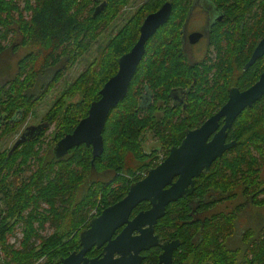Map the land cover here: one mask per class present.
Masks as SVG:
<instances>
[{"label": "trees", "instance_id": "trees-1", "mask_svg": "<svg viewBox=\"0 0 264 264\" xmlns=\"http://www.w3.org/2000/svg\"><path fill=\"white\" fill-rule=\"evenodd\" d=\"M102 1L105 8L94 16L95 7ZM132 1L24 0L21 5L17 0H0V50L8 36L18 37L29 48L18 64V74L0 87V102L5 103L1 110L13 118L20 111L19 117L26 119L65 69L90 49ZM167 1L173 4L172 15L146 44V54L127 97L109 114L103 130V154L93 159L92 147L82 144L57 158L55 144L88 114L104 84L117 73L120 57L137 42L146 16ZM220 1L230 16L231 34L221 33L220 27L219 34L214 33L222 53L225 47L222 49L220 41L229 38L227 60L212 66L216 84L223 81L225 91L232 86L245 89L264 71V57L247 71L243 69L264 36V0ZM192 6L193 0L143 1L93 61L63 89L44 116L48 128L22 143L10 157L0 159V264H62V259L81 248L80 233L95 216L122 199L133 183L160 163V153L164 159L171 147L182 142L187 130L199 127L226 101L224 96L212 108L197 106L195 101L186 109L172 104L173 88H187L193 95L205 84L183 51L182 27ZM57 65L59 69L44 96L29 94L44 71ZM77 95L79 99L70 100ZM53 126L51 143L46 132ZM147 131L160 144L149 152L143 145ZM229 139L236 140V146L198 177L192 194L171 203L156 225L163 239L181 240L176 252L182 256L181 263L264 264V224L257 240L246 245L242 258L237 256L239 250L227 244L237 231L239 216L251 206L264 207V97L239 115L229 129ZM46 144L51 145L47 150ZM27 169L31 173L14 186L11 176L22 175ZM150 207L149 201H142L132 216ZM94 209L98 210L96 215L91 214ZM47 224L53 232L42 236L40 230ZM18 229L23 233L21 248L10 242ZM253 233L246 229L242 237L248 241ZM34 239L40 242L34 244ZM99 253L93 248L89 255Z\"/></svg>", "mask_w": 264, "mask_h": 264}, {"label": "water", "instance_id": "water-1", "mask_svg": "<svg viewBox=\"0 0 264 264\" xmlns=\"http://www.w3.org/2000/svg\"><path fill=\"white\" fill-rule=\"evenodd\" d=\"M104 7L105 2L96 8L94 16ZM171 12L172 3L165 2L144 19L137 42L129 52L120 57L119 69L104 84L99 99L91 103L88 114L78 122L73 131L55 144L54 154L57 158L64 157L69 150L82 144L92 147L93 159L103 154V130L109 114L127 97L131 81L145 56L148 40L168 22ZM201 36L202 33H193L190 39L196 42ZM263 55L264 36L255 47L245 69ZM263 95L264 72L248 89L241 91L234 87L226 104L215 115L200 127L188 130L182 143L171 147L163 161L133 183L122 199L104 208L90 221L89 226L79 236L81 249L62 259V264H141L140 251L159 242L154 232L155 225L165 215L168 204L185 194L193 193L195 177L208 171L215 160L222 157L227 149L235 146V142H226L227 130L247 107H251ZM222 117L225 123L219 129ZM45 126L46 124L28 126L12 150L39 135ZM175 177L178 179L174 182ZM168 185L170 186L167 188ZM142 201H149L151 207L131 218L133 210ZM123 226L125 227L119 235L113 238L116 231ZM135 231L138 234L134 235ZM179 242L174 240L163 245L161 261L164 264H172L173 251ZM104 245L103 256L87 255L94 246L100 248ZM115 254H119V257L115 258Z\"/></svg>", "mask_w": 264, "mask_h": 264}, {"label": "flooded vegetation", "instance_id": "flooded-vegetation-1", "mask_svg": "<svg viewBox=\"0 0 264 264\" xmlns=\"http://www.w3.org/2000/svg\"><path fill=\"white\" fill-rule=\"evenodd\" d=\"M19 2V4H22L24 3L23 0H17ZM218 2H215L214 0H193V6L191 7V11L187 17V20L185 21L183 27H182V31H183V41H184V45H183V51H184V55L187 59V62L196 67V71L200 72L203 76V79H202V82H205V84L203 86H198L195 90H194V93L193 95H191L189 89L187 88H173L170 92V97L172 99V104L176 107H180L181 109H186L188 104L189 103H194L193 101H195L196 105L197 106H202V107H207V108H212V107H217L220 103V101L223 99L224 96H226V101L224 103L221 104V106L216 110L214 111L209 117H207L205 119V121L207 119H209L211 116L215 115L225 104L226 102L228 101L229 97H230V92L231 90L234 88V87H237L239 88L241 91H244L246 89H248L250 86H248L247 88L245 89H241L240 87L238 86H232L228 89V91H225L224 89V86H223V81L222 83L220 84H216V74H215V64L218 62V60H227V48H228V42H229V38L225 36L224 40H222L221 38L223 37V35L220 37L221 41H220V44H221V47L222 49L225 47V53H222L221 51L218 50V47L215 42H214V33L218 30L217 27H220L219 31L221 33H227L228 35L231 34V28L229 26L230 22H231V19H230V16L227 15L226 13V10L225 8L222 6L223 5V2H221L220 0H217ZM103 2L105 1H102L100 2L96 7H95V10L96 8L102 4ZM133 2V1H132ZM132 2L126 6L124 8V11H126V9L132 4ZM167 2H170V1H167ZM171 3V2H170ZM24 5V4H22ZM105 6H106V2H105ZM105 8V7H104ZM103 8V9H104ZM94 10V12H95ZM121 13L118 17L117 20H119L123 15H124V12ZM157 11V10H156ZM172 11H173V4H172ZM135 12V10H134ZM155 12V11H154ZM153 13V12H152ZM149 15V14H148ZM147 15V16H148ZM171 15H172V12H171ZM146 16V17H147ZM131 17V16H130ZM171 17V16H170ZM201 17V20H199V18ZM129 19V18H128ZM116 20V19H115ZM169 21V20H168ZM116 23V22H115ZM114 21L111 23V25L108 27L110 28L109 30L111 31V28L113 26V24H115ZM125 23V22H124ZM123 23V24H124ZM122 24V25H123ZM120 25V27L122 26ZM163 26V25H162ZM120 27L116 30V31H111L112 33V36L120 29ZM223 27V28H222ZM108 30V31H109ZM159 30V29H158ZM157 30V31H158ZM105 31V30H104ZM102 31V33L104 32ZM219 31H217V34H219ZM100 33V35L102 34ZM157 33V32H156ZM155 33V34H156ZM193 33H202V36L198 39V41L196 42H192L191 39H190V35L193 34ZM154 34V35H155ZM99 35V36H100ZM153 35V36H154ZM12 36V34H11ZM99 36L97 38V40L95 42H98V39H99ZM152 36V37H153ZM16 37V36H15ZM9 37L5 40H3V43L1 45V50H0V62L3 63L2 61V57L4 55L8 56V55H14V54H18L20 52V50L22 48H26V51L24 53H22L17 61H16V66H15V69H14V73H10L7 71V68H8V63H3L2 67H1V73H3V80L4 82H2L0 84V87H2L3 85L7 84L8 80L12 77V75H14L15 73L18 74L19 70L17 71L18 69V64L21 63V61H23L24 57L29 53V48H27L26 46H24L23 42L19 41L18 40V37ZM151 37V38H152ZM111 38V37H110ZM109 38V39H110ZM150 38V39H151ZM11 39V41H10ZM108 39V41H109ZM149 39V40H150ZM148 40V41H149ZM261 40V39H260ZM259 40V41H260ZM107 41V42H108ZM258 41V42H259ZM104 43V40H101V44L97 46V49L98 51L106 45V43ZM148 43V42H147ZM258 44V43H257ZM256 44V46H257ZM255 46V47H256ZM255 49V48H254ZM131 50V49H130ZM129 50V51H130ZM97 51V53H98ZM128 51V52H129ZM254 51V50H253ZM127 53V52H126ZM253 53V52H252ZM99 54V53H98ZM97 54V55H98ZM146 54V53H145ZM124 55V54H123ZM252 56V54H251ZM264 57V55L262 56ZM260 57V58H262ZM251 58V57H250ZM249 58V59H250ZM259 58V59H260ZM143 60V59H142ZM258 60V59H257ZM256 60V61H257ZM249 61V60H248ZM247 61V62H248ZM246 62V63H247ZM62 64V63H61ZM255 64V63H254ZM214 65V66H213ZM246 65V64H245ZM245 65L243 67L244 71H247L248 69H245ZM213 66V67H212ZM210 68H213V69H210ZM20 69V67H19ZM59 69V65L57 66H49L45 71L44 73L39 77L38 79V82L36 84V86H34L33 88H37L38 87V84H39V80L43 77H46L48 76V72L49 71H54L53 73V76L47 81V83L44 85L43 87V90H46L48 87V82L49 81H52L53 80V77L55 76L57 70ZM119 69V67H118ZM210 69L208 72L207 70ZM264 72V71H263ZM262 72V73H263ZM261 73V74H262ZM260 74V76H261ZM114 76V75H113ZM135 76V75H134ZM259 76V78H260ZM208 77V78H207ZM258 78V79H259ZM209 79V80H208ZM109 80V79H108ZM133 80V79H132ZM196 82V79L194 80ZM208 81V82H207ZM258 81V80H257ZM256 81V82H257ZM132 82V81H131ZM131 85V84H130ZM130 88V87H129ZM129 92V91H128ZM29 94H31V92H29ZM152 97L153 99V93L150 94V98ZM264 97V95H263ZM262 97V98H263ZM259 99L258 101H256L252 106H254L257 102H259L260 100ZM151 99V101H152ZM149 100V99H148ZM5 103L3 102H0V140H2L4 137H8L10 135H12L13 133H16L19 131L20 129V132L18 133V136L16 137V139L14 140V142L8 147V148H0V159L4 156L6 157H10L11 155H13V153L17 150V147L15 150H12V147L14 146L15 142L18 140V138L24 133V131L26 130V128L30 125H39V124H46V126L42 129L41 133L48 128V123L47 121H40L39 123L37 124H27L26 126H23L21 127V125L23 124V122H21V120H24L22 119L20 116V111L17 112V116L18 118H16L17 116H15L14 118L12 116H9L7 112H5L4 110H1L3 107H4ZM195 105V106H196ZM251 106V107H252ZM247 108H250V107H247ZM246 108V109H247ZM239 117V116H238ZM237 117V118H238ZM224 117H222L220 119V126H219V129L224 125L225 121H224ZM237 120V119H236ZM235 120V121H236ZM204 121V122H205ZM234 121V123H235ZM203 122V123H204ZM202 123V124H203ZM233 123V124H234ZM201 124V125H202ZM200 125V126H201ZM9 126V127H8ZM199 126V127H200ZM233 126V125H232ZM232 126L229 128L231 129ZM22 128V129H21ZM198 128V127H196ZM195 129V128H194ZM229 129L227 130L228 132V135H227V139H226V142L227 143H231V142H235V146L237 144V141L236 140H230L229 139ZM190 130V129H189ZM188 131V130H187ZM186 131V133H187ZM40 133V134H41ZM186 133L183 137V139L186 137ZM39 134V135H40ZM38 136V135H37ZM214 134L210 137L213 138ZM35 138V137H34ZM33 139V138H32ZM182 139V141H183ZM29 141V140H28ZM182 143V142H181ZM180 143V144H181ZM179 144V145H180ZM179 145H176V146H179ZM234 146V147H235ZM233 148V147H232ZM230 148V149H232ZM171 149V148H170ZM230 149H227L223 155ZM170 152V151H169ZM222 155V156H223ZM221 158V157H220ZM216 161V160H215ZM214 161V162H215ZM213 162V163H214ZM212 163V164H213ZM212 166V165H211ZM33 167V166H32ZM211 168V167H210ZM210 170V169H209ZM208 170V171H209ZM28 171V169H27ZM206 172V171H204ZM204 172H202L199 176L195 177V184H194V191H195V186H196V180L198 179V177H200ZM262 175V174H261ZM146 176V175H145ZM264 177V175H263ZM12 178V182L14 183V186H17V184L20 182V180L23 179V176L20 175V174H14V176H11ZM142 179V178H141ZM178 179V177H175L173 179V181L175 182L176 180ZM19 181V182H18ZM170 185L166 186L167 188L169 187ZM193 191V192H194ZM192 194V193H191ZM185 195H190V194H185ZM183 195V196H185ZM183 196L179 197L177 200L175 201H172L168 204V206L173 203V202H176L178 201L180 198H182ZM150 203V202H149ZM151 204V203H150ZM167 206V207H168ZM257 208H260V207H257ZM134 211V210H133ZM167 211V209H166ZM245 213V212H244ZM243 213V214H244ZM241 214L239 216V220L240 221V217L243 215ZM166 215V213H165ZM164 215V216H165ZM163 216V217H164ZM134 216L131 215V218H133ZM162 217V218H163ZM160 220V219H159ZM158 220V221H159ZM158 223V222H157ZM250 226H253V227H250L251 230L254 231V233L252 234V236L249 238L248 241H245L244 238L242 237L241 240H238L237 242L239 243L238 245H236L234 248V250H239L237 253V256L238 257H243V254H244V249L246 248V245L249 244L250 242H253V241H256L257 240V236L259 234V231L262 227V225L260 226H257V222L253 219L250 220ZM157 225V224H156ZM156 225H155V235L158 236V244L154 245V246H151L150 248L148 249H143L140 251L139 253V256L141 257V264H164V262L161 261V256L164 252V248H163V245L166 244L167 242H171V241H174V240H179V245L176 247V249L173 251V255H172V264H188V263H181V260H182V256L178 255L176 256V252L178 251L179 247L181 246V240L179 238H169V239H163L157 232H156ZM238 225H239V222H238ZM125 226L119 228L116 233L114 234L113 238H115L117 235H119V233L123 230ZM134 235L135 234H138L137 231H135L133 233ZM229 240L227 241V244H228ZM228 246H230L228 244ZM105 245L100 247V248H97L100 250V253L97 255V256H103L102 255V252H103V249H104ZM93 248H96L95 246ZM92 248V249H93ZM81 249V248H80ZM78 249V250H80ZM91 249V250H92ZM90 250V251H91ZM89 251V252H90ZM89 252L87 253L88 256L89 255ZM97 256H93V257H97ZM91 257V256H90ZM119 257V254H115V258ZM147 258L149 260V262H147Z\"/></svg>", "mask_w": 264, "mask_h": 264}, {"label": "rangeland", "instance_id": "rangeland-1", "mask_svg": "<svg viewBox=\"0 0 264 264\" xmlns=\"http://www.w3.org/2000/svg\"><path fill=\"white\" fill-rule=\"evenodd\" d=\"M143 1L145 0H133L132 4L126 9V11H124V15L119 19L118 17L116 18V20H114V23L111 31H116L120 25H122L124 22L127 21V19L134 13V10H136V8L138 7V5H140ZM24 2V0H23ZM23 4V3H22ZM21 4V5H22ZM199 20H201V17L199 18ZM110 28H107L100 36L98 39V42H94L90 49L81 57L77 60V62L69 67H67L65 69V72L62 76V78L57 81V83L54 84V86L50 89L49 92H45V96L43 94V87L44 85L47 83V81L53 76V73L55 70L53 71H49L48 72V76L43 77L39 80V84L38 87L35 89H31L30 92L31 94H34L35 97L41 96L42 94V99L35 104V106L33 107V111L32 113H29L28 116H26V119H24L22 122L23 124L21 125V127L26 126L27 124H37L40 121H43L44 116L46 115V113L48 112V110L51 108V106H53V104L55 103V101L63 94V91L65 90L64 88L67 87V85L69 83H71L79 74L81 71H83L91 61H93V59L97 56V54L100 52V50L98 51L97 46L101 44V40H104V43L108 41V39L110 37H112V33L109 30ZM109 30V31H108ZM26 51V48H22L20 50V52L18 54H14V55H4L2 57V61L3 63H8V68L7 71L10 73H14V69L16 66V61L18 59V57L24 53ZM98 51V53H97ZM2 62H0V84L2 82H4L3 78V73H1V67L3 65ZM64 89V90H63ZM80 95H77L76 97L73 96L72 98H70V100L74 101L75 99H79ZM68 101V98H67ZM54 126L49 128L46 132V140L51 139V143H52V138H53V130H54ZM22 129V128H21ZM20 132V129L18 132L13 133L12 135L8 136V137H4L2 140H0V148H8L16 139V137L18 136V133ZM143 145L144 148L147 152L151 151L152 149L159 147V141L157 140V138L154 136V134L150 131H147L145 133V135H143ZM51 145L50 144H46L45 149L47 150V148H49ZM168 156V155H167ZM166 156V157H167ZM164 155L162 153H160V160L163 161ZM160 161V162H161ZM31 172L26 171L25 173L22 174H30ZM264 175V171L262 176ZM264 178V177H263ZM261 197H264V194L261 195ZM98 210L94 209L91 214H97ZM253 219L255 220L258 224L257 226H260L264 223V207H249L248 210L240 217V221L239 225L237 226V231L236 233L229 239L228 244L230 245V247L234 248L236 245H238L239 243L237 242L238 240H241L242 238V234L245 233L246 229H250V220ZM239 220V219H238ZM254 228V227H253ZM53 232V227L51 225H48L45 227L44 230H40V234L42 236H47L50 233ZM21 240H23V233L21 231V229L17 230V234L15 236H13L10 239V242L14 243L15 247L17 248H21L22 244H21ZM40 242L39 239H34L33 243L34 244H38Z\"/></svg>", "mask_w": 264, "mask_h": 264}]
</instances>
